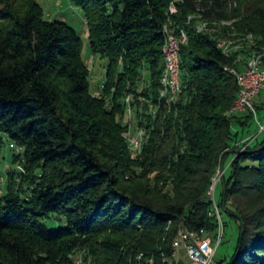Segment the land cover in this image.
Wrapping results in <instances>:
<instances>
[{
  "label": "trees",
  "instance_id": "16d2710c",
  "mask_svg": "<svg viewBox=\"0 0 264 264\" xmlns=\"http://www.w3.org/2000/svg\"><path fill=\"white\" fill-rule=\"evenodd\" d=\"M70 1L90 50L107 58L103 97L89 92L73 26L45 18L37 0H0V143L5 135L23 150L0 192V264H73L78 251L90 264H172L180 231L217 229L209 189L226 165L216 203L237 238L213 264H264V131L243 141L254 115L232 110L239 85L229 71L250 50L219 46L237 33L252 51L264 47V0ZM200 21L219 23L221 35L199 31ZM166 24L187 34L182 92L153 114L137 105L146 141L132 158L117 121L122 95L157 100ZM144 69L150 87L140 93Z\"/></svg>",
  "mask_w": 264,
  "mask_h": 264
},
{
  "label": "rangeland",
  "instance_id": "374dc122",
  "mask_svg": "<svg viewBox=\"0 0 264 264\" xmlns=\"http://www.w3.org/2000/svg\"><path fill=\"white\" fill-rule=\"evenodd\" d=\"M43 9L44 17L50 20L60 19L68 22L71 26L75 28V30L79 33L81 40L83 42L82 48V56L88 66L89 69V92L93 97H103L102 94V86L105 79V68L107 65V58L101 57L99 54L93 53L89 48L88 43V27L84 18L83 10L74 5L70 0H37ZM235 5V4H233ZM205 23V25L201 26L202 21L199 23V31H203L205 33H217L221 35L222 27L218 24H210ZM229 23V22H228ZM228 23H222V25H228ZM243 37V36H242ZM250 38V39H249ZM243 38L244 41H239V35L237 33H230V36L223 37L220 42L226 41V43H230L231 50H250L249 53L252 52L250 45L252 44L251 37ZM239 39V40H238ZM248 40V42H247ZM219 42V43H220ZM249 53H241L239 57V63H243L246 58L249 56ZM149 73L144 69L143 76L138 83L137 89L141 93L150 87V81L148 80ZM123 99L125 100V109L122 114L117 116V121L124 126L125 130L123 132V136L128 142L129 136H134L140 133L141 130L146 131L143 125H139L138 122L141 119L137 113V105H139V110H145L146 113H155L156 111V103L158 101L154 99V96L150 94L145 100L142 96H140V100H136L134 93L124 94ZM138 101L140 102L139 104ZM146 103V106H144ZM130 104V110L128 109V105ZM254 104L256 107V118L252 119V125L250 126V132L247 133L246 138L243 140H248L247 138H253L251 133L255 130V127H258L257 133L261 132L260 124H264V91L259 93L258 97L255 98ZM145 108V109H144ZM147 120H144L146 122ZM3 141L0 143V192H5L6 181L8 177L9 171H21L22 163L21 160L18 159L14 161V155H18L22 153V148L20 146L11 147L10 141L7 136L2 135ZM129 146V145H128ZM130 156L132 158H136L139 155L138 151H134L130 146ZM230 159H227V163H229ZM222 168V166H220ZM227 168L225 166L224 170ZM222 178V177H221ZM221 178L217 182L216 188L213 192L214 201H220V194L222 190ZM220 212V210H219ZM221 216V214H220ZM223 219L226 224L223 228V238L218 245V248L214 255L215 262L222 258H229L233 253L236 238H237V230L236 223L232 218H229L226 214H223ZM57 224V221L54 222ZM216 230V229H215ZM214 230V231H215ZM214 231H209L208 234H212ZM215 234V232H214ZM172 264H189V258L186 254V250L183 247H180L179 250L175 253V257L170 259Z\"/></svg>",
  "mask_w": 264,
  "mask_h": 264
},
{
  "label": "built area",
  "instance_id": "2783aa9c",
  "mask_svg": "<svg viewBox=\"0 0 264 264\" xmlns=\"http://www.w3.org/2000/svg\"><path fill=\"white\" fill-rule=\"evenodd\" d=\"M175 6L170 5V12H175ZM192 15L188 16L191 19ZM201 22V21H200ZM206 21H202L201 26L205 25ZM207 23V22H206ZM198 28L199 24H198ZM166 38L162 50L165 60V66L160 77V89L158 100L165 101L170 104L177 100L182 92V80L180 69V45L187 42V34L181 29L179 33H175L171 27L165 25ZM223 52L228 54L231 51L230 43L222 41L219 43ZM229 71L235 76L239 85L238 97L235 101L232 110L250 111L256 118V107L254 104L255 98L260 92L264 91V47L262 49L253 50L246 60L241 63L239 68L230 67ZM130 110V104L128 105ZM260 130L264 131V124H260ZM146 141V131L141 130L140 133L129 136L128 145L140 153ZM13 147V143H10ZM224 170L218 168L209 189V194L212 198V213L218 219V227L215 234H208L205 228L198 230H183L173 242L175 253L180 247L185 248L189 258V264H213L216 249L221 241L223 234V224L219 212V207L214 201L213 192L219 179L222 177ZM174 253V257H175ZM73 264H90L83 251H78L73 254Z\"/></svg>",
  "mask_w": 264,
  "mask_h": 264
},
{
  "label": "water",
  "instance_id": "95a60500",
  "mask_svg": "<svg viewBox=\"0 0 264 264\" xmlns=\"http://www.w3.org/2000/svg\"><path fill=\"white\" fill-rule=\"evenodd\" d=\"M224 228V227H223ZM222 238H223V234H222V237H221V240H222ZM221 242V241H220ZM220 244V243H219ZM218 248V247H217ZM217 250V249H216ZM213 263H214V261H213Z\"/></svg>",
  "mask_w": 264,
  "mask_h": 264
},
{
  "label": "crops",
  "instance_id": "0c3cea01",
  "mask_svg": "<svg viewBox=\"0 0 264 264\" xmlns=\"http://www.w3.org/2000/svg\"><path fill=\"white\" fill-rule=\"evenodd\" d=\"M262 92H263V91H262ZM262 92H261V93H262ZM257 97H258V96H257ZM257 97H256V98H257Z\"/></svg>",
  "mask_w": 264,
  "mask_h": 264
}]
</instances>
